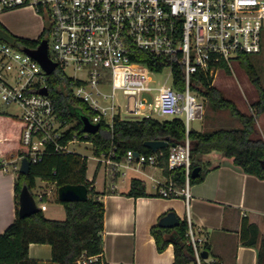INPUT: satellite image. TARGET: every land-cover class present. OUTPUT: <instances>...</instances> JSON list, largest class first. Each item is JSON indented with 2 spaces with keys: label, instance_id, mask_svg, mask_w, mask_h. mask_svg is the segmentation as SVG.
<instances>
[{
  "label": "built area",
  "instance_id": "2783aa9c",
  "mask_svg": "<svg viewBox=\"0 0 264 264\" xmlns=\"http://www.w3.org/2000/svg\"><path fill=\"white\" fill-rule=\"evenodd\" d=\"M20 7H32L43 22L47 19V53L56 68L59 66L67 76V70L81 73L69 76L76 82L72 94L94 112L91 123L105 121L111 126L114 117L156 118L153 114L184 121L186 138L172 145L167 156L169 170L184 168V185L177 188L166 179L157 186V192L165 198L182 195L187 201L192 172L188 132L190 122L201 110L191 80L197 72L213 80L221 63L230 67L240 53L261 51L264 0H0V13ZM141 51L152 55L150 61L161 70L138 59ZM176 57L182 68L181 89L174 84ZM165 66L170 70L171 86L153 85V76ZM49 75L23 48L0 38V104L18 106L16 116L22 123L20 143L24 152L17 158V170L23 158L36 163L48 146L56 152H69L67 144L77 140L74 137L60 143L69 124L58 116V106L49 94ZM44 87L47 94L40 93ZM119 96L124 98L123 105ZM114 149L112 146L98 157L111 166L113 176L134 166L160 168L162 152L136 155L127 150L115 161ZM12 163L0 158V170H7ZM188 224L195 261L201 264L198 244L203 240ZM86 260L77 264H86Z\"/></svg>",
  "mask_w": 264,
  "mask_h": 264
},
{
  "label": "trees",
  "instance_id": "16d2710c",
  "mask_svg": "<svg viewBox=\"0 0 264 264\" xmlns=\"http://www.w3.org/2000/svg\"><path fill=\"white\" fill-rule=\"evenodd\" d=\"M49 27L47 19L39 38L33 40L19 37L10 33L0 22V38L18 48H35L42 39H48ZM137 57L148 62L149 66L161 70L150 61L152 55L139 52ZM238 61L246 72L251 83L258 89L261 99L255 105L262 111L264 100L263 90L259 83V77L254 65L249 59V54L240 53ZM221 68L228 69L225 63ZM174 84L176 88L183 87L182 68L178 57L174 64ZM212 77L203 72L194 74L191 87L198 95L202 96L207 103L217 110H227L230 115L239 121L240 128L212 129L197 131L190 128L188 138L190 141L191 171L200 167L196 177L189 179V184L201 182L207 169L203 166L202 155L213 150L221 152L225 157L232 158L233 163L245 173L264 179V139L257 133L255 116L241 111L236 104L226 98L221 91L212 85ZM76 82L67 76L58 66L48 76V89L50 96L58 106V116L65 120L69 126L64 131L61 144L72 140L74 137L80 141H89L94 148L96 157L107 154L112 146H115L112 159L121 160L127 150L149 155L154 153L144 145L149 140H167L168 147L161 148L156 153L162 152L158 166L166 179H171L175 187L184 185L185 170L178 167L169 170L167 156L172 145L183 143L186 138L185 124L181 118L158 119L142 118L137 120H122L114 117L110 126L101 121L99 130L94 134H86L82 131L81 117L91 118L94 112L87 103L74 97L72 87ZM22 125L20 128V132ZM20 141V140H19ZM21 144V143H20ZM16 154L24 152L23 147ZM87 159L75 152H56L52 146H48L45 153L36 163L30 164L28 174L17 172L15 181L16 216L14 221L0 233V264H39L35 259L28 256L30 243H43L51 246V261L55 264H77L81 259H87L86 264H107L100 258L103 252V213L104 204L99 198L101 194L92 186V182L86 178ZM39 177L51 181L57 187L71 185H85L88 189V197L83 201L62 202L65 211L63 220L45 217L43 211L31 216L21 218L18 215V195L23 185L31 190L35 186V179ZM111 166L106 167L105 187L108 188L113 182ZM127 196H158L149 194L145 190L144 181L139 178L130 180V187L124 193ZM174 197V196H172ZM170 198V197H169ZM162 214L159 219L167 214ZM159 221V220H158ZM191 228L194 231L193 226ZM158 252H162L170 243L173 245L174 260L172 264H196L194 249L190 243L189 224L186 218L179 219V223L173 228L161 227L157 222L150 228ZM242 236L243 243L257 249V264H264V241L260 237L259 230L253 225H244ZM201 251H207L208 247L203 242L198 244ZM89 257H97L96 260H88ZM201 264H212L201 260Z\"/></svg>",
  "mask_w": 264,
  "mask_h": 264
},
{
  "label": "crops",
  "instance_id": "0c3cea01",
  "mask_svg": "<svg viewBox=\"0 0 264 264\" xmlns=\"http://www.w3.org/2000/svg\"><path fill=\"white\" fill-rule=\"evenodd\" d=\"M0 22L13 35L33 40L39 38L44 26L42 19L43 25L39 35L32 37L29 33H24L22 28L8 26L1 20ZM0 113L4 112L0 111ZM21 125L18 118L11 120L9 116L0 114V158L12 160L13 163L10 165L16 170V173L9 171L8 168L0 170V233L14 221L16 216L14 186L19 170L16 167L20 163L17 159L20 155L16 153L22 149L19 141ZM200 127L201 129H192L208 131L203 127V123H200ZM68 150L77 153L69 148ZM96 160L104 166L102 187L96 188L99 183L97 170L92 176L89 175L88 165L86 178L92 182L97 192L105 191L99 196L104 204L103 252L100 258L107 264H172L173 245L170 243L162 252H158L155 240L150 233V228L167 211H173L179 219L186 218L193 226L196 236L200 237L209 249L205 262L257 264V249L243 243L245 238L242 236V229L248 224L255 226L264 241V179L245 173L233 163L232 158L225 157L216 150L202 155L201 160L206 161L207 173L201 182L190 185L187 201L182 195L170 198L159 195L139 197L125 195L124 193L130 187V180L134 177L144 181L147 193L158 194L157 186L166 178L161 169L162 179L155 177L154 173H145L144 170L151 167L149 165L134 166L135 168L130 170L146 176L151 182L152 191L146 188L144 177L131 176L128 181H125L128 170L123 174L121 170L119 175L114 177V182L106 188L107 165L100 162L98 157ZM119 178L121 180L118 181ZM41 181L43 185L48 182L43 179ZM36 186L35 179V186L30 190L31 193ZM48 194L49 192L44 191L39 193L41 204L37 206L40 209L43 207L41 210L45 217L63 220L65 211L62 204L58 202L59 199L50 204ZM28 256L37 260L39 264H55L51 261L49 244L30 243Z\"/></svg>",
  "mask_w": 264,
  "mask_h": 264
},
{
  "label": "rangeland",
  "instance_id": "374dc122",
  "mask_svg": "<svg viewBox=\"0 0 264 264\" xmlns=\"http://www.w3.org/2000/svg\"><path fill=\"white\" fill-rule=\"evenodd\" d=\"M0 20L8 26L22 28L24 33H29L32 37H37L39 35L43 25L41 17L39 14H36L32 7H20L1 12ZM249 59L257 71L259 83L263 90L262 99L264 100V31L262 34L261 51L255 54H249ZM66 72L69 76L74 74L81 75L80 72H74L73 70H67ZM169 73V68L165 66L162 72L153 76L152 84L155 86L161 84L171 86V76ZM212 85L218 88L226 98L232 100L241 111L255 116L257 133L264 139V105L262 111L255 105V103L261 99L260 93L249 80L239 61L237 60L231 63V66L228 67L227 70L224 68L219 69L212 81ZM196 96L198 102L201 104V110L196 114V118L198 119L195 118L190 122L191 128L201 129L200 123H203V127L207 130L240 128L241 125L239 121L233 118L227 110L213 109L202 96L198 94ZM119 102L122 105L124 104L125 101L122 96H119ZM0 111L4 112L0 114H5L9 116L11 120H16V115L19 114L20 109L16 105L0 104ZM153 116L160 119H170V117H161L157 114H153ZM68 148L86 157L89 175L92 176L97 170L99 183L96 188H101L104 181V166L103 164L100 165L96 160L92 143L80 140L72 141L68 144ZM202 166L203 168L206 167V161L203 162ZM8 169L16 173L12 165H9ZM144 172L147 174L154 173L155 177L162 179L160 168L153 169L151 166L145 169ZM131 176L144 177L146 180V188L151 191L153 190L150 180L140 172L128 169L125 181H128ZM119 180H121V178H119L118 181ZM36 183L37 186L32 190V194L37 205L41 204L39 193L42 191L46 193L49 192L48 201L50 204L57 202L58 187L54 182L48 181L43 185L41 179L36 178Z\"/></svg>",
  "mask_w": 264,
  "mask_h": 264
},
{
  "label": "water",
  "instance_id": "95a60500",
  "mask_svg": "<svg viewBox=\"0 0 264 264\" xmlns=\"http://www.w3.org/2000/svg\"><path fill=\"white\" fill-rule=\"evenodd\" d=\"M23 51L28 53L32 58L37 60L40 65L45 69L47 74H51L56 69V63L51 61L47 53V40L42 39L36 48H23ZM40 93L47 94V88L44 87ZM82 131L86 134H94L99 130L100 124H93L87 117H81ZM144 145L150 148L153 152L168 147L167 140H149L145 141ZM137 155V153H136ZM30 163L27 158H23L18 172L21 174H28ZM200 167H195L191 172V177H196L200 172ZM58 199L62 202L66 201H83L88 197V189L85 185H71L65 184L59 186L57 189ZM40 207L37 206L33 194L27 185H23L18 195V215L21 218L31 216L39 211ZM161 227L173 228L179 223V218L174 212H168L162 216L159 221ZM202 259L208 257L207 251H201Z\"/></svg>",
  "mask_w": 264,
  "mask_h": 264
}]
</instances>
